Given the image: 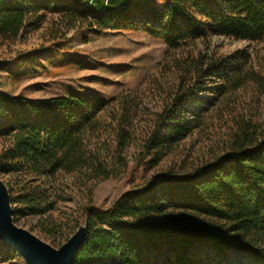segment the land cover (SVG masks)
Here are the masks:
<instances>
[{"label": "trees", "instance_id": "16d2710c", "mask_svg": "<svg viewBox=\"0 0 264 264\" xmlns=\"http://www.w3.org/2000/svg\"><path fill=\"white\" fill-rule=\"evenodd\" d=\"M50 2L53 11L60 9L65 18L101 29H119L126 21V27H133L139 15L146 31L170 48L207 37L198 13L211 22L214 33L264 40V0H169L166 5L157 0H0V39L17 38L32 13ZM201 57L184 59L186 69L204 71L207 56ZM176 62L180 65L181 60ZM247 80L264 89V78L252 73L236 75L233 88ZM133 103L74 95L30 99L0 94V136L9 141L0 168L35 177L84 170L108 178L114 169L128 166L124 152L132 138ZM186 125H172L169 131L183 135L191 129ZM161 128L158 122L133 157L135 189L107 209L85 207L88 237L73 264H201L193 254L201 245L264 264V130L260 124L241 118L230 149L210 163L183 174L167 170L150 175L170 139L152 142L160 139ZM32 200L22 201L33 214L37 208Z\"/></svg>", "mask_w": 264, "mask_h": 264}, {"label": "rangeland", "instance_id": "374dc122", "mask_svg": "<svg viewBox=\"0 0 264 264\" xmlns=\"http://www.w3.org/2000/svg\"><path fill=\"white\" fill-rule=\"evenodd\" d=\"M157 1L166 5L169 0ZM53 7L50 2L32 13L17 38L0 39V94L30 99L74 95L117 104L131 100L135 116L124 152L128 166H119L108 178L84 170L35 177L0 168V179L10 190L15 222L52 246L62 245L87 222L86 206L107 209L135 189L133 157L158 122L160 139L152 142L157 145L170 139L150 175L167 170L183 174L221 157L230 149L241 118L259 123L264 130V89L258 90L253 80L233 88L238 74L264 78V40H237L214 33L211 22L198 13L207 37L170 48L146 31L139 15L133 27H126V21L119 29H101L81 19L65 18ZM86 8L82 4L83 12ZM188 56L201 60L207 56L205 70L186 69L183 61ZM175 124L191 129L183 135L174 129L170 132ZM8 145L0 136V156ZM26 198H33L36 213H29L22 201ZM193 254L201 264H261L250 256L233 251L222 254L205 245L195 247ZM0 264L26 262L0 241Z\"/></svg>", "mask_w": 264, "mask_h": 264}, {"label": "water", "instance_id": "95a60500", "mask_svg": "<svg viewBox=\"0 0 264 264\" xmlns=\"http://www.w3.org/2000/svg\"><path fill=\"white\" fill-rule=\"evenodd\" d=\"M87 237L88 223L85 222L66 242L54 247L31 230L18 225L10 190L0 179V241L15 249L26 264H73Z\"/></svg>", "mask_w": 264, "mask_h": 264}]
</instances>
